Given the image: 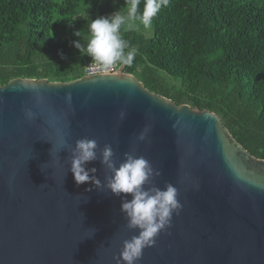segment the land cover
Returning <instances> with one entry per match:
<instances>
[{
    "label": "water",
    "instance_id": "1",
    "mask_svg": "<svg viewBox=\"0 0 264 264\" xmlns=\"http://www.w3.org/2000/svg\"><path fill=\"white\" fill-rule=\"evenodd\" d=\"M0 264H264V160L122 69L0 86Z\"/></svg>",
    "mask_w": 264,
    "mask_h": 264
},
{
    "label": "trees",
    "instance_id": "2",
    "mask_svg": "<svg viewBox=\"0 0 264 264\" xmlns=\"http://www.w3.org/2000/svg\"><path fill=\"white\" fill-rule=\"evenodd\" d=\"M128 17L152 37L127 28ZM99 50L126 74L146 63L180 78L174 94L149 91L215 113L264 160V0H0V86L76 81Z\"/></svg>",
    "mask_w": 264,
    "mask_h": 264
},
{
    "label": "rangeland",
    "instance_id": "3",
    "mask_svg": "<svg viewBox=\"0 0 264 264\" xmlns=\"http://www.w3.org/2000/svg\"><path fill=\"white\" fill-rule=\"evenodd\" d=\"M125 24L127 28L136 30L138 33L144 35L146 39L151 38L153 35L152 27L147 22L132 20L128 17L127 21L125 20ZM66 68V63L59 64L57 68L58 74H61ZM134 78L148 91L152 88H159L169 91L170 94H174L181 87L182 83L180 78L171 77L146 63L141 64L137 68Z\"/></svg>",
    "mask_w": 264,
    "mask_h": 264
},
{
    "label": "built area",
    "instance_id": "4",
    "mask_svg": "<svg viewBox=\"0 0 264 264\" xmlns=\"http://www.w3.org/2000/svg\"><path fill=\"white\" fill-rule=\"evenodd\" d=\"M123 69L116 61L109 58L103 51H97L92 60L84 66L85 76L114 74Z\"/></svg>",
    "mask_w": 264,
    "mask_h": 264
}]
</instances>
